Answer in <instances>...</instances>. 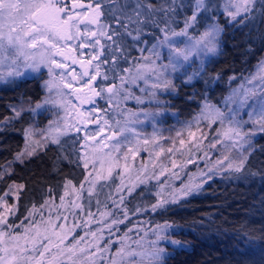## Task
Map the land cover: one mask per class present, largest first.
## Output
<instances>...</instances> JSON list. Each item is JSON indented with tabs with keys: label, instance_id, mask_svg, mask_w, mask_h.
Returning a JSON list of instances; mask_svg holds the SVG:
<instances>
[{
	"label": "trees",
	"instance_id": "1",
	"mask_svg": "<svg viewBox=\"0 0 264 264\" xmlns=\"http://www.w3.org/2000/svg\"><path fill=\"white\" fill-rule=\"evenodd\" d=\"M141 2L154 5L157 11L146 23L128 24L127 32H131L132 35H128L124 27L115 23L112 18V5H106L110 3L109 0L102 2L106 8L103 7L104 15L101 17L100 23L111 26L110 28L103 27L102 30L107 31L108 35H111L114 30L119 35L113 37L110 46L106 47L102 44L103 52L99 55L98 64H100V73L106 75L108 79L96 80L97 84L94 86L98 91L101 88L100 85L115 84L119 87L120 79L123 77L125 84L120 89L119 108H115V112H120L122 109L142 108H146L149 112H158L159 115L155 120L147 119V125L135 129L149 133L150 126L158 128L157 135H161L158 142L162 143L167 138V136L163 137L164 134L174 135L176 130H180L185 141V159H189L191 155L195 161L191 164L186 161V166L183 168V172L187 173V182L189 180L194 183L204 182L199 192L153 213L149 207L151 203H148L156 197L153 195L154 191H158L153 187L167 181L166 187L170 185L171 188H175L178 183L176 180L167 179L165 175L160 177L159 182L149 180L147 184H150L152 194L147 189V184H140L136 177L131 184L137 186L131 194H127L128 198L124 202L128 211V219L123 220L124 222L117 226L118 231L123 229L126 233L129 228L134 234L141 218L145 220H141L143 222L141 224L146 228L156 227L157 224H163L166 221L177 225L167 231V239L160 241L159 245L165 249L163 264H264V132L259 131L258 127L250 121L244 123L249 119V109H241L236 119L241 122L244 132L252 134L242 149L234 148L232 150V155L234 159L241 154L247 156L245 168L241 173L231 175L217 172L209 180L206 176L200 175V169L207 173L208 168L211 167L209 160H215L219 155V146L218 149H213L215 152L209 155L208 159H199V157H202L205 152H209L208 145L214 141L218 130L222 131L223 129L218 122L209 126L208 119H200L198 123L194 119L197 115L199 117L206 102L220 107L226 112L225 98L239 83L245 82V78L253 71L255 62L264 49V13L261 12V3L259 0L256 2L258 10H260L258 18H256L257 15L254 16L253 12L247 19L243 15L235 21L232 19L226 21V14L222 15L221 10L218 12L215 7L208 9V12L203 13L202 17H198L201 22L196 26L197 31L190 30V34H198L199 31H203L204 24L211 22L210 19H204V17L213 18L221 26L218 52L205 57L203 63L194 57L190 65L186 64L178 72L170 74L167 77L171 81L170 87L167 90H157L155 100L150 103L147 92L141 91V89L151 90L150 85L155 82V77L152 76L148 84H145L142 79L131 83V77L136 73L138 65L147 63L143 57L151 56L149 49L158 40L163 39V34L159 29L163 28L165 23L176 31L183 28L184 19L192 14L195 0H175V4L172 0H141ZM119 4H131V0H119ZM169 6L174 8V12L165 15L160 11V9ZM115 15L119 16L120 13L117 12ZM153 20L155 23L152 22ZM134 37L136 38L134 39ZM104 41L107 42L106 39ZM116 49H119L118 52ZM161 52L162 59L157 63H167V60L164 59L167 50L163 49ZM91 67L95 69V64H92ZM124 69L131 71L125 72ZM194 73L196 74L194 75ZM190 76L191 79H189ZM43 77L38 72L35 76H21L10 82L0 81V171L8 170V174L3 180H0V189L7 190L8 186L14 183L25 185L24 189L20 191L19 199L14 197L13 203H11L17 207L16 217L21 216L33 205L41 203L44 197H52L58 189H61L62 185H67L68 181H71L72 185L77 180L84 179L82 174L85 168L83 164L81 166L79 164L80 147L76 146L72 136L69 135L60 136L59 145L49 143L44 147H39L35 155L24 157L23 162L16 160V155L20 152L23 141L26 140L24 130L28 128L31 119H33L28 106L41 98V94H44L40 81L43 80ZM233 77L234 79H232ZM123 95L140 97L144 102L138 103L134 98L125 100ZM22 100L25 102V108H23L25 111L21 117L11 119L14 115L12 108L19 103L22 104ZM95 103L107 114L109 119L115 118L112 116L113 114H109L112 105L107 106V104L100 103V99ZM230 107H235V105H230ZM126 115L123 114L118 118L123 116L124 123ZM5 117L10 119L5 120ZM189 124H191L190 128ZM225 126H227V122H225ZM116 127V124H113L110 128L113 131ZM195 128L202 129L205 135L198 134L200 137L196 138V142H193L189 131L192 132ZM174 141H176L175 136ZM200 141L202 143H200V149L197 150L196 143ZM123 147L126 148V144ZM111 151L113 156L119 157V165L123 167L125 161L121 160L122 147L119 152ZM177 153L181 154L178 151ZM177 153L175 154L174 151L170 155L175 154V157L178 158ZM166 154L168 155V153ZM145 155H147L145 150L138 151L136 157L144 159ZM92 164L94 165L95 162ZM130 170L131 172L124 170L121 173L118 168L114 169V173L117 172V175L121 176L122 183L126 179L124 173L129 175V173L136 172L138 174L141 172V169L135 168V166ZM102 182L97 181L95 186ZM125 185L126 183L123 185L114 183L113 186L117 189L118 186L124 187ZM111 196L114 199H109L108 195H101L102 199L98 200L100 201L99 205L96 203L97 210L95 211L110 209L112 200H118L117 198L120 197L118 192L115 196ZM137 208H146L147 210L136 215L131 214ZM78 211L75 214H78ZM129 221L131 222L129 223ZM171 240L180 243L172 244Z\"/></svg>",
	"mask_w": 264,
	"mask_h": 264
},
{
	"label": "snow or ice",
	"instance_id": "2",
	"mask_svg": "<svg viewBox=\"0 0 264 264\" xmlns=\"http://www.w3.org/2000/svg\"><path fill=\"white\" fill-rule=\"evenodd\" d=\"M112 5L113 19L117 25H121L127 32L128 24L140 25L146 23L151 18L152 14L157 9L152 4H144L141 0H135L134 4L120 5L119 0H109ZM175 4V0H172ZM261 12L264 13V0H260ZM256 0H229L228 16L232 20L244 14L247 19L254 11ZM165 15L169 12H174V8L169 6L160 9ZM119 12L117 16L115 13ZM208 12L205 0H195L192 7V14L184 19V26L179 31L172 29L167 23L159 30L163 34V39L157 41L149 51L151 56H144L147 61L142 65L137 66L136 73L131 77V83H136L137 80H144L145 84L149 83L152 76L155 77V82H152L150 89H141L148 94V100L151 103L156 98L157 90H167L171 81L167 78L170 74L178 72L184 68L186 64L190 65L193 58L203 59L210 54H216L219 48V37L222 31L221 26L211 17L210 23L203 25V31L198 34H190V30L196 32V26L201 21L198 17H202L203 13ZM104 15L103 5L100 0H90L88 4L83 3V0H0V81L10 82L17 77L23 76L25 73L22 69H31L34 72H39L41 67L47 68L49 79L44 82L43 87L46 90V96L41 102H36L34 107L29 111L38 113V111H49L50 109L69 113L71 105L78 117V123L87 128L89 124H100L99 117L94 118L93 110L88 109L81 111L83 105L95 102V97L101 96L103 92L109 94L108 102L115 108H119V98L121 97L120 89L125 84V79L121 77L119 87L115 84L109 85L106 89L100 88L98 91L93 82L101 75L100 64L95 65L94 72H90L92 60H99L100 57L95 55L87 61L78 60L74 53L79 48L95 47V45L79 44L73 47V42L81 40L84 37L95 38L97 35L106 36L109 41L113 40L114 36L119 35L116 31H112L108 35L107 31L97 32L90 29L89 25H99L101 27L110 28V25H101V17ZM155 23V21H152ZM139 30V29H138ZM132 35L131 32H127ZM136 37H134L135 39ZM99 40L95 44H99ZM166 49L167 55L164 59L167 63H157L161 61V50ZM119 49H117L118 51ZM59 57V59H57ZM154 57V59H153ZM115 60V57L113 58ZM71 61V63H68ZM107 63V61H104ZM75 64H80L83 69L78 73L73 67ZM57 70H60L57 74ZM125 72L131 71L124 69ZM196 73H194L195 75ZM85 77L88 79L85 80ZM192 77L190 76L189 79ZM104 79L108 77L105 75ZM234 79V77L232 78ZM259 80L260 88L234 89L232 93L225 98L224 107L227 112L220 107L205 103L199 117L194 118L197 123L200 119H208L209 126L213 123H219L223 131L217 132L214 141L208 145L209 151L218 149L219 155L215 160H209L211 167L207 173L201 171L202 177L211 179L212 175L217 172L234 174L241 173L247 161V156L240 155L238 158H233L232 150L234 148H243V145L248 143V137L251 132H244L241 122L236 119L241 109L248 108L249 121L258 127V130L264 132V61H261L257 72L251 77L248 82ZM84 81L79 88L74 85ZM87 89L86 98L82 97L81 93ZM70 90V91H68ZM73 97L79 102L80 108L72 104L68 97ZM134 98L138 103H143L144 100L140 97H130L123 95V99L127 100ZM251 101V103H249ZM157 103H159L157 101ZM235 105V107H230ZM25 111L23 108H12L13 117L11 119L21 117ZM143 115L145 119L155 118L159 115L158 112H129L124 116V123L117 120L116 129L109 135H102L107 131L103 126L94 133H86V141H95L97 144L96 151L103 153L102 157H98L100 170L95 174V177L89 180L85 177V182L90 183L91 187L88 192L91 194L97 181L107 180L112 176L113 170L118 169L119 157L113 156L112 151L105 152V149H111L119 152L121 142L132 143L129 137H134L139 144L140 134L134 127H129V123H142L139 117ZM10 118L5 117V120ZM63 121V123H62ZM227 122V126H225ZM247 123V121L245 122ZM103 125H108V121L104 120ZM191 124H189V128ZM75 125H70L65 117L57 115V119L49 121L47 129L40 130L38 134L41 139L33 140V128L29 127L24 130L26 137L25 149L17 153L16 160L23 162L25 156L31 157L36 154V148L44 147L46 142L60 144V136L66 135L72 131ZM78 133L81 128H75ZM180 133H177L179 136ZM189 136L193 142H196L195 133L189 131ZM101 137V139H97ZM156 137L153 136L152 142L155 143ZM144 144H148L149 140H144ZM200 141L196 143L197 150L200 149ZM180 144H185L184 140H180ZM86 146V145H84ZM129 152L135 156L138 153L137 149L129 148ZM165 149L161 148L156 156L159 157ZM173 148L167 149L168 153H173ZM190 151V149H189ZM209 153L205 152L199 159H208ZM127 158V153H125ZM84 159V168H88L89 161ZM191 155L187 163H194ZM107 171V175H101V171ZM172 167H177L175 161L172 162ZM207 167V165H206ZM127 171V165H125ZM170 170L162 167L157 174L153 171L151 174L145 171V166H142L141 172L144 173L143 179L138 177L140 184L147 183L148 180H157L165 175V172ZM8 170L0 171V180H3ZM171 175L179 179L175 171H171ZM201 183H194L189 180L188 183L182 184L179 188L166 187L165 183H159L158 191L156 192V202L150 205V211L155 213L158 210L165 209L166 206L176 204L183 198L199 192ZM71 185V181L67 182ZM137 185L127 188V192L131 194ZM25 187L24 184H12L8 186L7 191L0 195V264H163V256L165 249L160 247V241L167 239L166 233L169 229L177 227V225L165 222L157 224L154 229L155 240L145 242L144 236H139L133 240L128 234L132 229L117 240L111 239L100 242L104 239L103 229L97 231L86 232L83 236L75 233L79 225L73 224L68 227L63 223H56L52 219L51 209L50 214L45 218L43 208L47 207L49 202L45 201L43 205L37 208L33 205L28 215L17 224L12 217L16 216L17 207L15 204H10L8 201L11 197L17 200L20 196V191ZM74 187V186H73ZM84 188V183H81L80 189ZM116 191L123 192L124 188L118 186ZM67 194V193H66ZM77 195L80 191L77 190ZM61 205H63L64 197L61 196ZM109 199L111 197L109 196ZM124 196L119 197V204L115 201L112 207L121 212V205L124 204ZM100 204V201H97ZM77 209H82L83 205L74 204ZM105 207H107L105 205ZM145 211V209L137 208L136 212ZM40 218L37 219L36 215ZM116 213L104 211L100 213L101 217H111ZM124 219H128L127 209H123ZM94 214L89 211L88 216ZM17 219H19L17 217ZM67 219L63 216H56V220ZM131 221H129L130 223ZM123 220L112 219L110 224H105L109 229L111 237V229L117 224H122ZM22 229V231H21ZM89 236L91 239H89ZM71 237V239H69ZM172 244H178L179 241L171 240ZM118 245V247L116 246ZM114 249V250H113Z\"/></svg>",
	"mask_w": 264,
	"mask_h": 264
},
{
	"label": "rangeland",
	"instance_id": "3",
	"mask_svg": "<svg viewBox=\"0 0 264 264\" xmlns=\"http://www.w3.org/2000/svg\"><path fill=\"white\" fill-rule=\"evenodd\" d=\"M89 2H90V0H83V3L88 4ZM100 2L101 3L105 2V0H100ZM256 2H257V0H256ZM134 3H135V0H131V4H134ZM205 3H206V6L208 7V9H210L211 7H215V8H217L218 12H220V10H221L220 13H222V15L226 14L225 15L226 21H231V17L228 16V14H227V12L229 10H232V9H229V7H228L229 0H205ZM106 5L110 6L111 3H108ZM103 7H105V6H103ZM255 8L257 11H254V16L256 17V15H257L256 18H258L260 16L258 11H260V10H258L257 3L255 5ZM243 15L244 14L241 13V15H239L236 19L241 18ZM263 20H264V14H263ZM88 27L90 29L97 31V32L103 31L102 29H104L103 27H101L99 25H89ZM104 39L107 40L106 43H105ZM96 40H99L100 43L95 44ZM112 42L113 41L112 40L109 41L106 36L97 35L95 38L84 37L81 40L74 41L73 47H76L79 44L95 45V47L93 48L90 46V47H85V48H79L74 53V55L76 56V58L78 60L87 61L89 59H92V57L95 55H98V56L101 55V53L103 52L102 44L106 45V47H107V46H110ZM261 53L262 54L260 55V57L255 62L256 65L254 66L253 71L245 78L246 81L239 83L237 86L235 85L236 86L235 89H241V88L248 89V88H260L261 87V82L259 80L252 81L251 83L248 82L249 80H251V77L257 72V69H258L261 61H264V49L262 50ZM57 59H59V57H57ZM68 63H71V61H68ZM98 63H99L98 60H92V64L96 65ZM73 67L76 69V71L78 73L83 71V69L80 67V64H75V65H73ZM94 70L95 69H92V67L89 68L90 72H94ZM22 71H24V73H25L23 75V77H25L27 75L35 76L38 73V72L32 71L31 69H22ZM59 71L60 70H57V74L59 73ZM39 73H41L44 76L43 80H40L44 94H41V98L37 99V101H33L34 104L31 103L28 106L29 108L34 107L36 102L43 101V99L46 96V90L43 87V85H44V82L49 79V73L47 71V68L44 66L41 67ZM87 79L88 78L85 77V80H87ZM99 79L103 80L104 75L101 74L100 77L98 76L97 80H99ZM83 82L84 81H79L74 86L76 88H79ZM0 84H1V82H0ZM93 84H97V81H94ZM100 86H101V88L106 89L109 85H107V86L106 85L105 86L100 85ZM68 91H70V90H68ZM87 91L88 90L85 89L84 92L81 93L82 97L86 98ZM99 97H101V98H99ZM99 97H95V102L100 99V103H103L105 105L107 104V106L111 105L108 102L109 94L107 92H103L101 94V96H99ZM68 99H70L72 101L73 105H75L77 108H80L79 102L76 101L73 97L69 96ZM21 102H22V104L19 103V104L15 105L16 108H18V109L19 108H25L24 107V105H25L24 100H22ZM95 102H94V104L89 103V104L83 105V108H81L80 110L86 111L88 109H92L93 114H94V118L99 117V119H100L99 125L98 124H89L87 128H84L83 125L78 123L79 118L76 117L75 111H73V109L70 105L69 106V113L70 114H68V115H66L65 112H63V111H59L57 113V110H55V109H50L49 111L40 110V111H38V113H35V114L31 112L33 119H31V123L28 126V128L31 127L34 130V135H33L32 139L33 140H40L41 137L35 133H38L40 130L47 129L49 121L57 119V115H59L60 117H65L70 125H72V124L75 125V128H81V131L78 133L75 131V128H73V130L68 132L66 135L72 136L74 142L76 143V146L80 147V149H79L80 150V154H79L80 166L82 164L84 165V159H82V157L86 158L89 161L88 168H85L84 173L82 174V177L84 179H82L80 181L77 180L72 185H68V184L64 185V186L62 185L60 190L58 189V191H56L54 194L52 193L53 194L52 197H44V200L41 203H37L36 206H37V208H39L41 205H43L45 203V201H48L49 202L48 206L43 208V213H44L45 218H47V216L50 214L49 210L51 209V215H52V219L54 222L66 224L68 227H71L73 224L79 225V227L76 228L74 234L78 233L80 236H83L86 232L97 231L98 229H103L102 235H103L104 239L100 242L103 245L104 242L109 240V239L115 241V240H117L118 237L124 236L125 230L122 229V230L118 231L119 229L117 228V226H119L120 224H117V225L112 227V229H111L112 235L110 237L109 236V229L105 227V224L106 223L110 224L112 219L126 220V219H124V216L121 214L123 209H125L126 207L124 206L125 204L121 205V212H117V210L115 208H113L112 204H111V206H110L111 208L108 210H106L107 208H105V210L95 211V210H97V205H96L97 201L102 199L101 195H103V196L108 195L112 199H114L113 196H111V195L115 196V194L117 192L115 189V186H113L114 183H118V185H123L126 183V185L123 187L124 191L119 193V196H121V195L124 196V198H125L124 202H125L126 198H128L127 188L133 186L131 183L133 182V180L136 177L143 179L144 173L138 172V174H137L136 172H134L131 174L129 173V175H126L124 173V175L126 176V179H124V181H122V183H121V180H120L121 176L117 175L118 174L117 172L115 174L114 170H113L112 176L110 178H108L107 180H100L103 182L100 185L98 184L97 186H95L93 188L92 193L90 194L88 192V188L91 187V185H90V183L85 182V177L86 176L89 177V180H91L95 177L96 172L98 170H100V165L98 163V157H102L103 153L96 151V149L98 147L96 142L95 141H86L85 135H86V133H94V132L98 131L100 126H103L107 129V131L105 133H103L102 135H104V136L109 135L112 132V130H111L112 128H110L111 125L116 124L115 122L117 120L121 121V124H123V120H122L123 116L121 118H118L121 115L128 114L129 112L139 113L142 110H144V111H148V110L146 108L136 109V110L122 109L120 112H115V110H114L115 107L112 105V107L110 106L109 114L110 113L113 114L112 116L115 118L109 119L107 117V114L104 113V111H102L101 108L99 109L98 104ZM227 110L228 109L226 108V112H227ZM118 113H119V115H118ZM236 118H238V117H236ZM139 119L142 121V123H132V124L129 123V127L140 128L142 126L147 125V119H145V117L143 115H141L139 117ZM149 119L150 118H148V120ZM104 120L108 121V125H103ZM246 121L248 122L249 119H247ZM62 123H63V121H62ZM149 128H151L150 129L151 133L150 132L144 133L143 131H139V129H136V131L140 134L139 144H137L135 141V138L131 137V136L129 137V139L132 140L131 144H129L127 142H123V141L121 142L120 148L122 147L121 153L123 154L121 160H123L125 162L123 163V167L122 166L119 167L120 172L122 173V171L125 170V165H127V171H130V172H131L130 169L134 166H135V168L137 167L138 169H141L142 166H145V171L149 174H151L153 171H155L158 174L162 167H166L170 171L165 172V177L167 179H172V180L177 181L178 184H177V186H175V188H179L182 184L188 183L187 182V173L183 172V170H184L183 168H185L186 161L188 159L187 158L185 159L184 145L182 146L180 144V140H183V134H181L180 130H176L177 132L174 133V135H171V133H166L163 135V137L167 136V138H166L167 142L165 141L164 143H162L159 141L160 142L159 143L158 138L161 139V135H157L158 134L157 133L158 128H155L154 126L153 127L150 126ZM192 132L193 133L195 132L196 138L200 137L198 134H200V133L204 134V132H202V129H200V128H195V130ZM177 133H180V135L177 136ZM153 136L156 137L155 143L152 142ZM174 136L176 138L177 143H176V141H174ZM202 137H203V135H202ZM24 138H26V137L24 136ZM97 139L99 140V139H101V137H97ZM146 139L149 140L148 144L143 143V141ZM26 142H27L26 140L23 141V145L20 148L21 149L20 152L23 149H25ZM49 143H51V142H46L45 145L49 144ZM124 144H126V148L123 147ZM84 145H86V146H84ZM130 147L133 149H137L138 151H144L145 150L147 155H145L144 159L137 158L136 155L133 156V154L128 151V149ZM161 148L165 149V151H167V149H169V148H173L174 150L177 149V150H175V154L177 153V151L181 152V154L177 153L178 155H176V156H179L180 158L175 157V154L170 155L171 153H168V152H166V153H168V155L166 153H165L166 155L161 153L160 156L157 157L156 153L159 152ZM38 149H39V147L36 148V151ZM104 151L108 152V151H111V149H105ZM213 152H215V150H211L208 153H209V155H211V154H213ZM125 153H127V158H125ZM173 161H175V163L177 165V167L175 169H173V167H172ZM93 162H95L94 165L92 164ZM106 167L107 166H105V170L101 171V175H107ZM171 171H175L177 173V175L179 176V179H177L175 176H172ZM200 171H202V170L200 169ZM152 181H155V180H152ZM81 183H84V188L82 190L80 189ZM147 183H149V180L147 181ZM147 183H145V184H147ZM163 183L167 184V181H164ZM149 185L150 184H147V186H148L147 189L149 191H151V193L153 194L151 186H149ZM153 188L158 190L159 185H157L156 187H153ZM77 190L80 191L79 196L77 195ZM5 191H7L5 188H1L0 189V195H2L3 192H5ZM155 194H156V191H154L153 195L156 196ZM61 196L64 197L63 205H61V199H60ZM13 199H14V197H11L8 202L10 204L13 203ZM117 199L118 200H116V199L112 200V203H113V201H115L117 204H119V198H117ZM155 202H156V197H154V199L152 198L148 203L152 204ZM75 203L80 204V205L84 204L83 208L81 210L77 209L76 207H74ZM146 206H147V204H146ZM149 207H150V204H149ZM32 208H33V206L31 208L27 209L26 212H23L21 216H19V217L17 216L19 219H17L16 216L12 217V219L17 224H19V222L21 220H23L25 216L28 215L29 211H31ZM141 209H144V208H141ZM146 210L147 209L145 208V211ZM76 211H78L79 213L75 214ZM89 211H91L94 214L92 217L88 216ZM104 211H111V212H114L116 214L114 216H111V217H101L100 213L104 212ZM71 212H73V213H71ZM140 212H136V209H135L134 213H131V214L136 215ZM58 215L66 217L67 219L66 220L61 219V220L57 221L56 216H58ZM36 218L37 219L40 218L38 213L36 215ZM141 220H143V219L142 218L139 219L140 222L138 223V226L136 229L137 231H135L134 234L132 232L129 233L128 232L129 228H128L127 229L128 234L132 237L133 240L138 239L139 236L142 234H144L142 236H144L145 242L155 240L156 239V236L154 235L155 227L149 226L148 228H146L145 225L143 226V224H141V223H143V222H141ZM143 221H145V220H143ZM21 231H22V229H21ZM69 239H71V237H69ZM89 239H91L90 236H89ZM116 246L118 247V245H116Z\"/></svg>",
	"mask_w": 264,
	"mask_h": 264
}]
</instances>
